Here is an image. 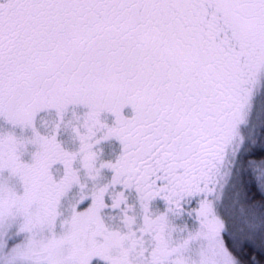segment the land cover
I'll use <instances>...</instances> for the list:
<instances>
[{"label": "snow or ice", "instance_id": "snow-or-ice-1", "mask_svg": "<svg viewBox=\"0 0 264 264\" xmlns=\"http://www.w3.org/2000/svg\"><path fill=\"white\" fill-rule=\"evenodd\" d=\"M238 36L264 48V0H0V264H204L194 130ZM221 235L224 264H264V223Z\"/></svg>", "mask_w": 264, "mask_h": 264}, {"label": "flooded vegetation", "instance_id": "flooded-vegetation-1", "mask_svg": "<svg viewBox=\"0 0 264 264\" xmlns=\"http://www.w3.org/2000/svg\"><path fill=\"white\" fill-rule=\"evenodd\" d=\"M217 65L218 99L200 114L194 130L201 147L194 157L195 167L203 179L199 200L203 214L208 213L210 201L222 161L225 159L227 138L232 132L234 116H241L240 108L246 102L248 93L256 84L259 66L264 65V48L257 42L238 36L223 49ZM229 118L231 120H229ZM241 149V148H240ZM240 150L236 152L237 154ZM236 164V161H235ZM235 167V165H234ZM194 229L200 225H193Z\"/></svg>", "mask_w": 264, "mask_h": 264}, {"label": "rangeland", "instance_id": "rangeland-1", "mask_svg": "<svg viewBox=\"0 0 264 264\" xmlns=\"http://www.w3.org/2000/svg\"><path fill=\"white\" fill-rule=\"evenodd\" d=\"M258 76L256 74V84L248 93L246 102L240 108L241 116H234L232 127H230V136L227 138L228 147L224 155L225 159L222 161L220 170L217 176V181L214 187L212 201H210V208L208 213L203 214V227H197L201 235V240L198 246L199 252H194V259L203 260L204 264H224L223 252L227 250L224 248V243L219 230L225 228L227 218L233 216L232 210L234 202L236 201V184L237 181V166L234 165L236 161V152L240 150L249 135L252 134L253 129L257 127L259 117L263 112L264 107V65L259 66ZM229 120H231L229 118ZM18 228L22 231L24 229V221L16 220ZM31 243L29 236H24L17 244V254L24 255Z\"/></svg>", "mask_w": 264, "mask_h": 264}, {"label": "trees", "instance_id": "trees-1", "mask_svg": "<svg viewBox=\"0 0 264 264\" xmlns=\"http://www.w3.org/2000/svg\"><path fill=\"white\" fill-rule=\"evenodd\" d=\"M264 123V107L261 117H259L257 125ZM254 137L251 135L248 136L244 144L242 145L245 150L248 147L247 141L253 140ZM241 147V148H242ZM241 151V149H240ZM240 151L238 153H240ZM237 166V181L235 182L237 190L236 201L234 202V207L232 210L233 216H229L223 230H219L221 235L222 232H234L241 234V236H253L257 232L264 221L261 220L259 215V209L253 206V203H250L248 199L245 198V185L242 182L241 177V168L243 167V157L236 160ZM223 243L224 237L221 235ZM246 264V262H245Z\"/></svg>", "mask_w": 264, "mask_h": 264}]
</instances>
